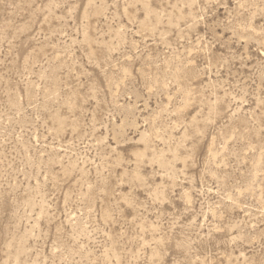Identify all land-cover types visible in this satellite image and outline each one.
Wrapping results in <instances>:
<instances>
[{
  "label": "rangeland",
  "instance_id": "rangeland-1",
  "mask_svg": "<svg viewBox=\"0 0 264 264\" xmlns=\"http://www.w3.org/2000/svg\"><path fill=\"white\" fill-rule=\"evenodd\" d=\"M0 264H264V0H0Z\"/></svg>",
  "mask_w": 264,
  "mask_h": 264
}]
</instances>
